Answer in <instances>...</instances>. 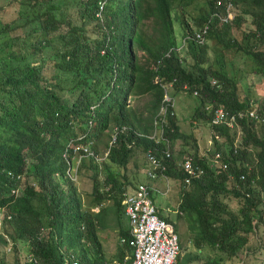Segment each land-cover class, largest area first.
I'll use <instances>...</instances> for the list:
<instances>
[{
	"label": "trees",
	"instance_id": "trees-1",
	"mask_svg": "<svg viewBox=\"0 0 264 264\" xmlns=\"http://www.w3.org/2000/svg\"><path fill=\"white\" fill-rule=\"evenodd\" d=\"M100 2L0 3V264H64L71 254L78 264H120L132 253L130 224H121L128 219L122 193L129 185L123 186L121 170L136 151L145 160L148 149L166 164L159 173L177 189L176 218L186 223L193 246L182 252L179 225L158 210L179 238L173 264H244L248 254L257 258L258 229L264 225V0ZM177 19L185 38L181 54ZM204 24L205 41L199 43L192 35ZM244 26L238 40L232 28ZM214 42L224 51L215 53ZM238 51L248 70L245 83L233 68ZM165 89L171 96L195 92L189 131L163 100ZM164 102V121L155 123ZM220 107L234 125L211 120ZM251 109L259 116L250 115ZM122 125L126 129L110 141L112 129ZM160 125L163 139L148 136ZM179 139L189 144L193 166L202 169L198 176L180 164L184 149L173 150ZM81 144L107 154L97 160L74 149ZM79 156L76 171H70ZM87 168L92 189L85 202L77 179ZM107 200L112 204L101 206ZM108 216L121 224L110 259L98 233ZM20 241L27 244L24 260Z\"/></svg>",
	"mask_w": 264,
	"mask_h": 264
},
{
	"label": "rangeland",
	"instance_id": "rangeland-1",
	"mask_svg": "<svg viewBox=\"0 0 264 264\" xmlns=\"http://www.w3.org/2000/svg\"><path fill=\"white\" fill-rule=\"evenodd\" d=\"M6 0H0V3L5 2ZM232 15V13H231ZM193 23L192 19H191V24ZM193 25V24H192ZM174 28H175V36L176 39L179 41V44L182 45L181 48V53L185 52L184 49V43H183V39H182V33H183V27H182V23L177 19L174 21ZM246 27L244 26L243 30L241 31V29H237L236 27L232 28V34L233 35H237L238 36V40H240L243 37V32L245 31ZM241 31V32H240ZM216 43V42H214ZM215 53H220L221 51H224L223 49V45L221 43H216L215 44ZM231 50H225V52H228ZM180 53V54H181ZM230 53V52H229ZM234 54V48L232 49V57ZM192 56L190 54L187 55V60L189 62L192 61ZM243 60L244 58L241 55V52L238 51L235 56H234V65L233 68L238 67L240 69L239 75L241 76V83H245L248 80L247 77V69L244 67L243 64ZM232 68V67H231ZM228 73V69L226 70ZM193 94V95H192ZM192 94H189L188 92L185 91H180V92H175L173 93L172 97L173 99V108L178 116V119L180 120L181 126L185 131H189L191 129V116L194 112V108L197 105V101H196V94L195 92H193ZM131 103L133 102H137V100H133V98H130L129 100ZM139 101L141 102L142 99H139ZM206 125V124H205ZM195 127V124L193 123V125ZM103 139H108V136L104 135ZM99 146L101 147V149L103 150L104 148L102 147L101 144H99ZM203 148V147H202ZM227 148V147H226ZM180 149H184L183 154H186L187 150H191L189 144L186 142H184L182 139L177 140L173 146V150L176 153H179ZM186 149V150H185ZM181 158V156L178 158V160ZM144 163V155L142 152L140 151H136V153L134 154V156L130 159L129 163L127 164V168L124 170H121V175H120V179L122 181H124V176H126L125 181L127 182L125 185L128 186H133L135 185L138 181H140L139 175L142 176L143 173L142 171H144L142 164ZM83 175L82 177L79 176L77 179V186L78 189L81 191L82 195H83V200L86 202L87 198H89L91 196L87 195L89 194V192L92 189V176H89L90 174V168L87 169H83ZM102 176V174H100V177ZM124 181V183H125ZM168 181V182H167ZM167 185L172 186V190L169 192L167 191L165 194H162L160 192H155L154 196L156 198V203H158L160 206L161 205H166L168 206V208L166 209L165 207L162 209L163 213L170 219L175 220V222H177L178 229L181 233V248H182V252L186 251V250H192L193 246H192V242L190 240L189 234L187 233V227H186V223L182 222L181 219L176 218L177 213H180V209H179V196L177 193V189L175 187V185H172V180L171 179H165L163 178V186L166 187ZM160 189V188H159ZM21 190V189H20ZM161 191H165L160 189ZM20 192V191H19ZM169 192V193H168ZM87 193V194H86ZM264 195V192L262 193ZM165 195H167V199L165 198ZM229 204L231 205L232 208L237 209L239 204L237 201H235L234 199H228ZM110 204H112V200H107L102 202L101 206H109ZM99 206V207H101ZM4 215V212L1 211L0 212V219H2ZM122 226H129V220L124 217L121 221ZM120 222H116V220H114L112 218V216H108L107 219L105 220V225L103 228H101V230H99V239L101 241L102 244V248H103V253L105 254V256L107 258H113L115 257V253L117 251V247L120 243V235H119V230L121 227ZM258 234L260 235V240H259V246H262L260 248H258L256 254H257V258H255L252 254H248L245 258V262L244 264H264V225H261L258 229ZM257 243V244H258ZM26 242L25 241H20L18 243V246L20 248L19 250V257L21 258V260H24L25 254L27 253L26 251ZM206 250L201 251L202 254H205ZM11 259H13V256L11 257ZM111 262L108 264H116L114 259H110ZM232 264H242L241 262H233Z\"/></svg>",
	"mask_w": 264,
	"mask_h": 264
},
{
	"label": "built area",
	"instance_id": "built-area-1",
	"mask_svg": "<svg viewBox=\"0 0 264 264\" xmlns=\"http://www.w3.org/2000/svg\"><path fill=\"white\" fill-rule=\"evenodd\" d=\"M229 16H232L231 13ZM208 24L199 27L195 33L198 41L204 40V34L207 33ZM165 99H170L165 93ZM218 112L213 116L212 121L218 122L225 120L229 125H233L234 117L232 119H225L223 109L220 107ZM165 112V107L162 106L160 113ZM250 115L259 116L254 109L249 111ZM261 118L264 119V109L261 113ZM162 133V128L156 129L151 137L155 136L157 132ZM83 148L87 153L94 154L89 149L88 145H75L74 149ZM169 155V151H165ZM97 160L101 157L94 155ZM80 156L78 157V160ZM147 160L149 168L147 174L154 178L156 177V169H164L165 165L156 157L151 151L147 152ZM184 169L190 172V175L198 176L202 169L196 165L193 166V158L191 155H185L184 159L180 161ZM197 167V168H196ZM76 171V166L73 168ZM190 177H186L185 181L189 182ZM153 187L147 183H139L136 188L125 190L123 194L124 212L129 219L130 224V239L129 245L132 247L131 254H125L120 264H173L179 252V238L175 231L174 224L165 220L157 213V206L152 199ZM124 237L121 241H125ZM66 264H77L76 259H67Z\"/></svg>",
	"mask_w": 264,
	"mask_h": 264
},
{
	"label": "clouds",
	"instance_id": "clouds-1",
	"mask_svg": "<svg viewBox=\"0 0 264 264\" xmlns=\"http://www.w3.org/2000/svg\"><path fill=\"white\" fill-rule=\"evenodd\" d=\"M102 5H103V2H102V0H101V2H100V7H102ZM175 21V20H174ZM199 29V27L198 28H196L195 29V32H194V34L192 35L193 36V38L196 40V41H198L197 39H196V37H195V33H196V31ZM174 30H175V28H174ZM205 37H206V33L204 34V40L202 41V42H200V41H198L199 43H203L204 41H205ZM182 39H183V43H185V38H183L182 37ZM178 41V40H177ZM178 44H179V41H178ZM184 46V45H183ZM181 48H182V45L180 44V45H178L177 46V50L179 51V53L181 52L180 50H181ZM212 82L213 83H215L216 81L214 80V79H212ZM165 93H167V91H166V89H165V91H164V95H163V100L164 101H166V102H168L170 105H174V103H173V97L171 96V95H169L168 93V96L170 97V99L168 100V99H165ZM162 106H164L165 107V111H166V104H165V102L163 103V105H161V107ZM161 107H160V109H161ZM160 109H159V112H158V114H157V117H155V123H156V121H161V122H163L164 121V114H165V112L162 114V113H160ZM212 120V119H211ZM234 125V124H233ZM160 128H162V133L160 134L159 133V131L157 132V134L155 135V136H153L152 138H155V140H159V139H163L164 137H163V127H162V125H160V126H157L154 130H153V132L156 130V129H160ZM118 129H121V130H125L126 129V126L125 125H122L121 127H117V126H115L113 129H112V136H111V139H110V141H113L115 138H116V134H117V131H118ZM153 132L152 133H150L148 136H150L151 137V135L153 134ZM166 150H168L169 151V155H170V149L168 148V147H166L165 149H164V151L163 152H165ZM148 151H151L152 153L154 152V151H152L151 149H148L146 152H145V160H144V162H145V165L144 166H146V167H143V169H144V171H143V173H145V175H146V180H140V181H138L135 185H133V187H131V188H129V187H127V188H125L124 190H123V193L122 194H124V191L125 190H129V189H133V188H136L137 187V185L139 184V183H147V184H149L150 186H152L153 187V189H152V199L154 200V198H153V194L155 193V192H160V193H162L163 194V191H161L160 189H159V187H157L156 185H155V183H153V180H155V179H157V178H159V177H161V178H165V179H167L168 180V178L164 175V173H159V169H156V171H158V174H156V177H154V178H152V177H150L148 174H147V170H148V168H149V163H148V160H147V152ZM107 154V151L104 153V155L103 156H99V157H101V159L103 158V157H105V155ZM154 155H155V153H153ZM95 155V154H94ZM97 155V154H96ZM165 155H166V153H165ZM168 155V156H169ZM186 155H189V154H186ZM156 156V155H155ZM167 156V155H166ZM192 156V155H191ZM156 157H158V156H156ZM184 157H185V155H184ZM184 157L181 159V160H183L184 159ZM160 160H161V158L160 157H158ZM193 158V157H192ZM100 159V160H101ZM180 160V161H181ZM78 162H79V160H78V158L76 159V167H77V164H78ZM161 162L164 164V165H166L162 160H161ZM180 164H181V162H180ZM75 166H73V167H71V169H70V171L72 170V172H73V168L75 167ZM72 176L74 177V174H72ZM168 182V181H167ZM169 188H170V185H167L166 184V187L165 186H163V189H165V191L164 192H166V191H168L169 190ZM16 192H18V189H16ZM122 203H123V200H122ZM96 208H98V207H96ZM123 210H124V203H123ZM67 259H70L71 261H72V259H76L77 260V264H78V259L76 258V257H74V255L73 254H71L70 255V258L68 257V256H66L65 258H64V264H66L65 263V261L67 260Z\"/></svg>",
	"mask_w": 264,
	"mask_h": 264
},
{
	"label": "crops",
	"instance_id": "crops-1",
	"mask_svg": "<svg viewBox=\"0 0 264 264\" xmlns=\"http://www.w3.org/2000/svg\"><path fill=\"white\" fill-rule=\"evenodd\" d=\"M145 165V162L142 164V166H144ZM142 173H143V171H142ZM139 178H140V180H146L147 178H146V175H145V173H143V175L142 176H140L139 175ZM153 183H155V185L157 186V187H159V188H161L162 190H165V189H163V178H161V177H159V178H157V179H155V180H153ZM172 185H173V183H172ZM174 186V185H173ZM129 188H131V187H133V186H128ZM172 190V186H170V188H169V192ZM167 192V191H166ZM166 192H164L163 191V194H165ZM168 192V193H169ZM153 198H154V202H155V204H156V206H157V210H159V211H161L162 213H163V211H162V209L165 207L166 209L168 208V206H166V205H159L158 203H156V198H155V196H154V194H153ZM165 198L167 199V195H165ZM164 214V213H163ZM128 227V226H127ZM126 254H130V253H126Z\"/></svg>",
	"mask_w": 264,
	"mask_h": 264
}]
</instances>
